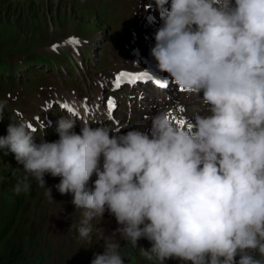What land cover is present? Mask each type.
Returning a JSON list of instances; mask_svg holds the SVG:
<instances>
[{
	"label": "clouds",
	"instance_id": "obj_1",
	"mask_svg": "<svg viewBox=\"0 0 264 264\" xmlns=\"http://www.w3.org/2000/svg\"><path fill=\"white\" fill-rule=\"evenodd\" d=\"M155 4L156 68L179 90L202 92L207 114L181 126L165 109L150 128L120 134L88 122L77 133L68 113L59 139L39 143L31 122L12 123L0 149L26 174L14 192L27 193L34 179L52 196L45 175L60 177L57 190L82 210L80 239L108 212L121 239L133 247L147 239L140 252L159 264H264V0ZM115 235L91 264H124Z\"/></svg>",
	"mask_w": 264,
	"mask_h": 264
},
{
	"label": "rangeland",
	"instance_id": "obj_2",
	"mask_svg": "<svg viewBox=\"0 0 264 264\" xmlns=\"http://www.w3.org/2000/svg\"><path fill=\"white\" fill-rule=\"evenodd\" d=\"M86 6L84 0H11L0 8V57L16 55L33 45L45 49L72 35L100 28L99 18L87 13ZM70 70L74 71L72 67ZM26 87L29 89L26 94H29L31 89ZM25 175L23 166L18 163L0 167V231L14 228L22 238L24 233H31L29 225L32 214L38 213L40 232L48 239L41 245H48L51 255L47 264H91L83 242L78 239L79 233L73 225H68L69 215L58 205L62 199L57 197L54 177L46 174L44 178L46 188L52 190V196L34 179H31V188L27 193L17 195L14 187ZM146 240L140 239L136 247L125 242L121 249L124 264H142L138 261V255ZM3 248L0 245V253ZM98 249L100 247L97 246L93 251ZM93 251L91 254L95 258L99 253ZM155 264H159V261ZM178 264L184 262L179 261Z\"/></svg>",
	"mask_w": 264,
	"mask_h": 264
},
{
	"label": "trees",
	"instance_id": "obj_3",
	"mask_svg": "<svg viewBox=\"0 0 264 264\" xmlns=\"http://www.w3.org/2000/svg\"><path fill=\"white\" fill-rule=\"evenodd\" d=\"M34 215L32 214L29 225L31 233H24L22 238L14 228L0 231V245L4 247L2 253H0V264H47L46 262L51 257L49 246H43L41 243L43 241L47 242L48 239L44 238L40 232V226L37 223L38 220L40 221V218L36 217L38 213ZM36 231L38 232L37 235H35ZM150 248L151 243L148 241L142 249L148 250ZM29 257L31 258L30 261ZM138 261L142 264H155L157 260H148L144 257L143 259H138ZM179 261L178 259H171L166 260L164 264H178Z\"/></svg>",
	"mask_w": 264,
	"mask_h": 264
},
{
	"label": "snow or ice",
	"instance_id": "obj_4",
	"mask_svg": "<svg viewBox=\"0 0 264 264\" xmlns=\"http://www.w3.org/2000/svg\"><path fill=\"white\" fill-rule=\"evenodd\" d=\"M122 75H125V74L121 73L120 75H118L116 77V79L119 80L120 79V76H122ZM133 79L136 80V81H143V80H151V77L147 73H145V74L140 75V76H134ZM157 83L159 84L160 87L166 88L168 86L167 83H162L161 84V83H159V81H157ZM181 91H183V90L181 89ZM115 106L116 105H115V102L114 101H112V102L109 103V107L115 108ZM62 107L68 109L69 111H72V109L68 105H66V104L65 105H62ZM179 123L181 125H183L185 122L184 121H180ZM34 131H35V129H34Z\"/></svg>",
	"mask_w": 264,
	"mask_h": 264
},
{
	"label": "bare ground",
	"instance_id": "obj_5",
	"mask_svg": "<svg viewBox=\"0 0 264 264\" xmlns=\"http://www.w3.org/2000/svg\"><path fill=\"white\" fill-rule=\"evenodd\" d=\"M50 16H51V14H50ZM71 68V67H70ZM26 202V201H25ZM40 206V205H39ZM36 215V214H35ZM34 215V216H35ZM37 217V216H36ZM34 220V219H33ZM71 244H73V243H71ZM77 247V246H76ZM80 248V247H79ZM70 250H71V248H70ZM77 254V253H76ZM85 254V253H84ZM70 255V254H69ZM81 256V255H80ZM85 256V255H84Z\"/></svg>",
	"mask_w": 264,
	"mask_h": 264
}]
</instances>
